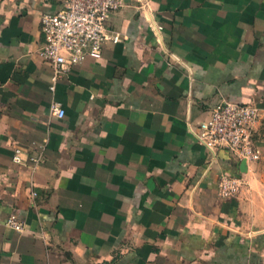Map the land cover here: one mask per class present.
<instances>
[{
  "label": "crops",
  "instance_id": "1",
  "mask_svg": "<svg viewBox=\"0 0 264 264\" xmlns=\"http://www.w3.org/2000/svg\"><path fill=\"white\" fill-rule=\"evenodd\" d=\"M58 6L0 0V264H264V0H124L120 39L52 92L39 23ZM221 100L260 107L258 161L196 140Z\"/></svg>",
  "mask_w": 264,
  "mask_h": 264
},
{
  "label": "built area",
  "instance_id": "2",
  "mask_svg": "<svg viewBox=\"0 0 264 264\" xmlns=\"http://www.w3.org/2000/svg\"><path fill=\"white\" fill-rule=\"evenodd\" d=\"M124 5V0H59L58 8L40 17L41 47L38 54L52 67L49 89L68 75L71 67L87 57L98 58L107 41L116 42L119 33L109 30L108 14ZM50 109L56 117H63L64 109L56 100ZM261 120V109L253 103L221 100L214 104L209 115L200 121L194 132L196 140L215 152L226 149L245 163L260 159L261 151L253 139V131ZM14 162H21L20 149L15 148ZM36 162L37 157L30 158ZM244 178L225 171L218 173L217 195L222 199L236 197L244 186ZM6 225L16 232L24 230V221L12 213Z\"/></svg>",
  "mask_w": 264,
  "mask_h": 264
}]
</instances>
